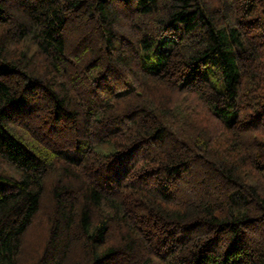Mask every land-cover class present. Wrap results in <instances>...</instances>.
Returning <instances> with one entry per match:
<instances>
[{
  "label": "trees",
  "instance_id": "1",
  "mask_svg": "<svg viewBox=\"0 0 264 264\" xmlns=\"http://www.w3.org/2000/svg\"><path fill=\"white\" fill-rule=\"evenodd\" d=\"M33 230L28 264H264V0H0V264Z\"/></svg>",
  "mask_w": 264,
  "mask_h": 264
},
{
  "label": "rangeland",
  "instance_id": "2",
  "mask_svg": "<svg viewBox=\"0 0 264 264\" xmlns=\"http://www.w3.org/2000/svg\"><path fill=\"white\" fill-rule=\"evenodd\" d=\"M38 231L37 230H33L30 235H29V239H28V243L30 245H28V247L23 251L22 253V262L21 264H28L29 261H33L34 260V256L37 255L38 253V250L40 251L41 250V247H39L38 249L36 248V246H33V244L35 242H37V239H38ZM41 245V243H40Z\"/></svg>",
  "mask_w": 264,
  "mask_h": 264
}]
</instances>
